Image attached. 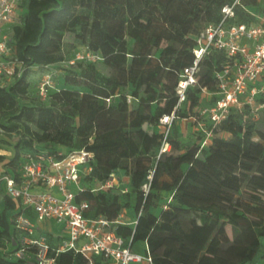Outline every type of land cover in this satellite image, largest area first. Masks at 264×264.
<instances>
[{"label":"trees","instance_id":"trees-1","mask_svg":"<svg viewBox=\"0 0 264 264\" xmlns=\"http://www.w3.org/2000/svg\"><path fill=\"white\" fill-rule=\"evenodd\" d=\"M225 5H233V15L225 20L229 25H250L264 13V0H20L11 35L26 69L15 83L0 86L5 136L0 142L12 143L14 149L11 158L0 153V170L17 169L28 152L57 151L51 143L67 152L86 148L93 152L91 171L82 176L85 189L76 201L89 202L86 216L111 221L125 245L136 249L143 243L154 264H264L259 261L264 245V107L258 116L249 104L232 107L205 146L199 130L197 141L186 145L171 131L169 149L161 152L164 133L155 129L178 104L177 85L195 59L197 36L221 22ZM68 33L71 45H87L110 72L79 60L80 69H70L64 80L85 91L62 87L51 93L49 103L23 104L28 68L64 60ZM235 58L215 47L202 56L197 84L177 107L178 118L193 119L202 106L215 102L217 74ZM203 88L212 93L206 99ZM256 100L264 103V90ZM118 170L128 176L130 191L102 187ZM130 192L140 203L134 223L120 219L131 204ZM163 194L169 200L156 213ZM2 197L0 264H37L32 253L19 258L6 249L17 241V203ZM176 253L184 263L175 260ZM56 261L89 264L72 249L59 252Z\"/></svg>","mask_w":264,"mask_h":264},{"label":"built area","instance_id":"built-area-1","mask_svg":"<svg viewBox=\"0 0 264 264\" xmlns=\"http://www.w3.org/2000/svg\"><path fill=\"white\" fill-rule=\"evenodd\" d=\"M19 2L0 0L1 87L15 83L26 69L15 55L11 35L13 24L19 21ZM223 12L225 15L221 22L209 24L197 36L195 59L184 68L177 85L178 104L175 110L160 118L164 133L161 152L169 149L166 137L171 132L172 123L178 118L176 109L186 100L188 88L197 84L199 62L211 47L226 49L229 56L236 58L233 63L225 64L217 74L215 102L202 106L199 116L193 117L198 130L202 132L201 145L205 146L211 141L215 129L232 107L240 109L244 104H249L256 116L264 107V103L256 100L257 93L264 90V13L259 14L258 21L250 25H229L225 20L233 15V5H225ZM76 56L77 59L95 60L97 54L86 46L84 53L79 52ZM47 92L43 84L40 93L45 96ZM202 94L208 96L212 93L203 88ZM2 136L0 128V141ZM3 148L0 142V153L7 155ZM92 157L93 152L86 148L70 152L62 148L54 152L41 149L26 153L17 169L0 170V202L4 194L17 203L13 223L19 235L14 245L6 248L11 250V255L26 258L32 253L37 264H57L56 255L72 249L88 258L89 264H102L101 261L108 264H154L148 250L138 252L125 245L123 237L116 233L112 222L105 216H86L84 212L89 208L86 199L76 201L78 193L85 189L82 176L91 171ZM119 182L115 172L102 187L114 186ZM46 220L63 224L65 234L56 242L42 229L41 223Z\"/></svg>","mask_w":264,"mask_h":264},{"label":"rangeland","instance_id":"rangeland-1","mask_svg":"<svg viewBox=\"0 0 264 264\" xmlns=\"http://www.w3.org/2000/svg\"><path fill=\"white\" fill-rule=\"evenodd\" d=\"M72 40H73V36L70 33H68L66 35L67 43L64 47V60L48 66L33 65L28 68L27 80L30 82V85L28 88V93L25 95V97L20 99V101L23 104L36 105L40 102L49 103L51 93L62 87H71L74 89L85 91L86 90L85 87L69 85L64 80L65 75L68 73V71H70V69H80L79 67L76 66V63L79 60L94 62L97 64L98 69L103 73L107 74L110 72V67L104 65L101 62L102 61L101 56L97 55L95 60H90L87 58L77 59L76 55L79 52L84 53L87 45L77 41L73 45H71ZM130 43H132L131 39H130ZM43 84H45L46 88L48 89V92L45 96H43L40 93L41 86ZM204 97L206 99V95ZM193 125L194 123L191 118H178L172 123L171 131L176 133L180 137V139H182L185 145L189 143H194L197 141L198 134H197V130L194 129ZM155 129L157 131H163L162 126L155 127ZM1 138H5V136H2ZM11 145L12 143L9 145V147L5 145L3 146L4 147L3 149L7 151V156H11L14 153V149ZM49 146L54 148L55 147L63 148L58 143H51ZM124 175L126 174L124 173L123 170L116 171V176L118 179H120L118 185L124 188L125 190L129 189L130 191L131 186L129 180L123 179ZM122 199L123 201H125L126 196H124ZM168 200H169L168 194H163L162 199L160 200L159 205L156 209V213H158L160 209L164 208V205L167 203ZM130 203L131 204L129 207H125L121 211L120 219H122L124 222L134 223V221L136 220L137 216L140 213V203L136 200V195L134 192L130 194ZM44 226L48 228L53 227L54 230L57 232L62 231L63 229L61 223L54 222L53 224H49V221L47 220L44 221ZM228 230L232 234V228L230 226L228 227ZM137 247L144 249L143 243H138ZM219 253L229 258L236 259L235 256L231 255L228 252L220 250ZM174 258L178 262H182V263L185 262V258L179 253H176L174 255ZM259 261L264 262V245L260 253Z\"/></svg>","mask_w":264,"mask_h":264},{"label":"crops","instance_id":"crops-1","mask_svg":"<svg viewBox=\"0 0 264 264\" xmlns=\"http://www.w3.org/2000/svg\"><path fill=\"white\" fill-rule=\"evenodd\" d=\"M192 119V118H191ZM192 121H193V123H194V129L195 130H198V124L197 123H195V121L192 119ZM180 133V132H179ZM123 179H125V180H129V178H128V176L127 175H124L123 176ZM116 181V180H115ZM119 183H117V185H118ZM2 203V204H1ZM3 207V201L2 202H0V209ZM47 221H49V224H53L54 222H56V221H53V220H47ZM51 221V222H50ZM56 223H59V222H56ZM62 224V223H61ZM41 226H42V229L44 230V231H46L48 234H49V236H50V238H51V240L52 241H54V242H56L58 239H60L61 237H62V235L63 234H65V232L63 231V229H62V231H59V232H57V231H55L54 230V228L53 227H45L44 226V222H42L41 223ZM62 227H63V224H62ZM19 235V231H17V236ZM143 246L145 247V245L143 244ZM136 251H138V252H144L145 251V248L144 249H142V248H139V247H136V249H135Z\"/></svg>","mask_w":264,"mask_h":264}]
</instances>
